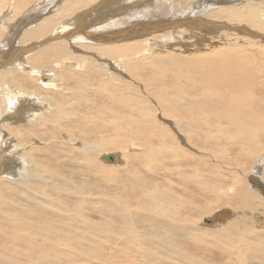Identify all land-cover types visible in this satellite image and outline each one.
<instances>
[{"label":"bare ground","instance_id":"obj_1","mask_svg":"<svg viewBox=\"0 0 264 264\" xmlns=\"http://www.w3.org/2000/svg\"><path fill=\"white\" fill-rule=\"evenodd\" d=\"M24 258L264 264V0H0V264Z\"/></svg>","mask_w":264,"mask_h":264},{"label":"rangeland","instance_id":"obj_2","mask_svg":"<svg viewBox=\"0 0 264 264\" xmlns=\"http://www.w3.org/2000/svg\"><path fill=\"white\" fill-rule=\"evenodd\" d=\"M90 7V6H89ZM88 8V7H87ZM89 9V8H88ZM86 9H83V10H81L80 12H82L83 13V15H84V11H85ZM43 13L44 12H42V15H43ZM48 13V12H47ZM14 30L15 31H18V29H16V28H14ZM194 31L197 33V35H204L202 32H201V28H197V29H194ZM210 34H206V37L207 36H209ZM14 45H16V44H14ZM22 59V57H20L19 58V60H21ZM21 61H18V63H20ZM18 118H21L20 116L18 117ZM159 119V118H158ZM7 120H9V119H7ZM159 120H161L162 121V119H159ZM11 121L13 122V120L11 119ZM118 153V152H117ZM116 153V154H117ZM120 153V152H119ZM118 153V154H119ZM121 155V154H120ZM100 158L104 161V162H108V161H106V160H104L103 158H102V156H100ZM115 161H113V163H114ZM118 162H120V161H118ZM118 162H117V164H118ZM107 164H110V162H108ZM112 164V163H111ZM114 164H116V163H114ZM256 174V177L257 178H259L260 177V174H259V172H257V173H255ZM162 176V175H161ZM171 179V178H170ZM160 180V179H159ZM164 180V179H163ZM176 180H177V178H176ZM181 181H182V179H181ZM174 183H176V184H178V182H176V181H174ZM166 190H171L174 194H183V192L181 191V190H179L178 188H179V186H174V187H170V184L168 183L167 184V186L166 187H164ZM188 188H190L189 186H188ZM229 213H230V211L229 212H222L221 211V213H219L218 214V216L215 218V219H211V220H208V222H207V225H208V227H211V225H212V222H213V224H214V222H224L225 221V219L226 218H228V215H229ZM207 217H205V219H206ZM207 221V220H206ZM206 221H205V223H206ZM211 221V222H210ZM213 227V226H212ZM105 248L106 249H108L109 247L108 246H105ZM213 252L214 253H219V251H218V249H215V250H213ZM25 259V258H24ZM27 262H29V260L28 259H25L24 261H22V263L21 264H26ZM80 263H82V264H97V261H95V259L93 258V260L92 261H88V262H85V261H83V262H76V263H74V264H80ZM15 264V263H14Z\"/></svg>","mask_w":264,"mask_h":264},{"label":"water","instance_id":"obj_3","mask_svg":"<svg viewBox=\"0 0 264 264\" xmlns=\"http://www.w3.org/2000/svg\"><path fill=\"white\" fill-rule=\"evenodd\" d=\"M102 158L109 162H113L115 160V157L112 154H104L102 155Z\"/></svg>","mask_w":264,"mask_h":264}]
</instances>
